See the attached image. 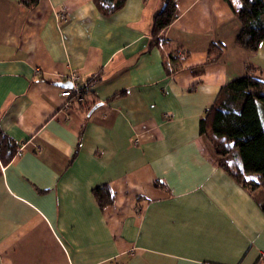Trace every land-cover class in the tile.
Returning <instances> with one entry per match:
<instances>
[{"label": "crops", "instance_id": "crops-1", "mask_svg": "<svg viewBox=\"0 0 264 264\" xmlns=\"http://www.w3.org/2000/svg\"><path fill=\"white\" fill-rule=\"evenodd\" d=\"M0 0V129L18 145L0 166V264H257L264 186L250 191L219 165L199 119L251 66L264 81V39L235 44L230 2ZM212 43L222 54L208 62ZM175 50L184 65L164 70ZM76 72L82 103L60 95ZM105 185L101 207L92 189Z\"/></svg>", "mask_w": 264, "mask_h": 264}, {"label": "trees", "instance_id": "trees-1", "mask_svg": "<svg viewBox=\"0 0 264 264\" xmlns=\"http://www.w3.org/2000/svg\"><path fill=\"white\" fill-rule=\"evenodd\" d=\"M26 7L38 0H20ZM101 14L109 16L121 9L126 0H95ZM227 2H229L227 0ZM241 28L235 44L254 53L264 39V0H239L229 3ZM174 0H164L152 21L153 44L157 34L176 17ZM223 45L212 43L208 50V62L217 59ZM187 54L175 50L169 54L170 62H164L166 73L180 69ZM199 134L204 138L218 165L242 187L253 191L264 186V81L247 65L245 73L223 86L213 104L199 119ZM18 145L11 136L0 129V166L9 163L17 154ZM1 173V170H0ZM101 207L112 200L105 185L92 189ZM264 211V198L259 202Z\"/></svg>", "mask_w": 264, "mask_h": 264}, {"label": "built area", "instance_id": "built-area-1", "mask_svg": "<svg viewBox=\"0 0 264 264\" xmlns=\"http://www.w3.org/2000/svg\"><path fill=\"white\" fill-rule=\"evenodd\" d=\"M71 87L61 88L60 95L65 98L66 105H70L73 101L82 103L85 99L86 85L80 80V76L76 72H71L68 76Z\"/></svg>", "mask_w": 264, "mask_h": 264}, {"label": "water", "instance_id": "water-1", "mask_svg": "<svg viewBox=\"0 0 264 264\" xmlns=\"http://www.w3.org/2000/svg\"><path fill=\"white\" fill-rule=\"evenodd\" d=\"M55 85L62 86V87H71V83L69 81L66 82H56Z\"/></svg>", "mask_w": 264, "mask_h": 264}, {"label": "rangeland", "instance_id": "rangeland-1", "mask_svg": "<svg viewBox=\"0 0 264 264\" xmlns=\"http://www.w3.org/2000/svg\"><path fill=\"white\" fill-rule=\"evenodd\" d=\"M209 150H210V148H209ZM257 264H264V257L259 262H257Z\"/></svg>", "mask_w": 264, "mask_h": 264}]
</instances>
